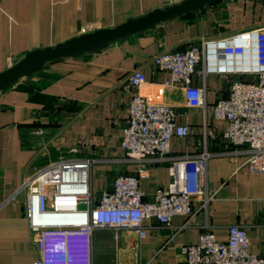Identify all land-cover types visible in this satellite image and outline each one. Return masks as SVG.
<instances>
[{
  "label": "crops",
  "instance_id": "obj_1",
  "mask_svg": "<svg viewBox=\"0 0 264 264\" xmlns=\"http://www.w3.org/2000/svg\"><path fill=\"white\" fill-rule=\"evenodd\" d=\"M181 1L0 0V72L28 51L113 27ZM259 26H264V0H219L93 53L47 62L40 71L1 91L0 264H33L38 258L25 217L24 195L9 199L36 168L78 148V155L93 159L91 186L95 195L115 174L135 171V165L125 160L120 140L129 103L137 92L150 102L173 106L179 114L178 122L190 125V135L171 138V154H193L199 150L196 143L205 140L206 148L214 154L207 164L213 199L207 215L197 201L190 226L171 241L169 229L156 223L141 239L130 231H121L114 239L111 231L96 230L92 237L93 263L135 264L131 250L135 242L137 264H184L180 245L196 243L206 224L222 240L227 238L228 225L244 224L250 251L259 252L264 244V173L250 172L245 155L227 153L233 147L218 137L224 124L209 112L217 98L228 96L229 77L207 76L204 112L202 108H186L183 90L169 85V74L157 70L151 62L164 49L184 50L204 37ZM139 67L145 75L144 84L138 88L118 85ZM37 129L44 133L37 135ZM167 165L156 162L141 178L145 198L150 199L158 186L167 185ZM186 220L175 215L172 224L178 226Z\"/></svg>",
  "mask_w": 264,
  "mask_h": 264
},
{
  "label": "built area",
  "instance_id": "obj_2",
  "mask_svg": "<svg viewBox=\"0 0 264 264\" xmlns=\"http://www.w3.org/2000/svg\"><path fill=\"white\" fill-rule=\"evenodd\" d=\"M151 62L169 74V85L183 90L186 108L204 112L207 76H228V96L217 98L209 110L224 124L218 137L233 147L227 153L245 155L250 172L264 173V26L204 37L184 50L164 49ZM144 83L139 67L118 85L138 88ZM178 116L173 106L150 102L137 92L129 103L120 140L125 160L135 165V171L115 174L98 195L91 186L93 159L78 155V148L24 178L9 199L24 195L25 217L39 253L33 264H94L92 237L96 230H109L114 239L121 231H130L141 239L156 223L169 229L171 241L190 226L197 201L207 215L213 199L207 164L214 154L205 140L196 143L199 150L193 154H171V138L192 133L188 123L178 122ZM43 133V129L36 130L37 135ZM39 146H44L42 141ZM156 162L168 164L169 181L148 199L140 181ZM261 204L264 215V198ZM175 215L187 220L175 226ZM131 250L137 264V243L131 244ZM179 252L184 264H264V244L259 252H251L244 224L228 225L225 240L217 238L206 224L198 241L180 245Z\"/></svg>",
  "mask_w": 264,
  "mask_h": 264
},
{
  "label": "water",
  "instance_id": "obj_3",
  "mask_svg": "<svg viewBox=\"0 0 264 264\" xmlns=\"http://www.w3.org/2000/svg\"><path fill=\"white\" fill-rule=\"evenodd\" d=\"M219 0H182L179 3L157 8L148 13L130 18L109 28H98L59 42L54 46L26 52L19 60L0 72V92L19 80L40 71L47 63L60 58H76L86 53L106 48L110 43L135 33L153 29L156 25L179 16L187 15Z\"/></svg>",
  "mask_w": 264,
  "mask_h": 264
}]
</instances>
